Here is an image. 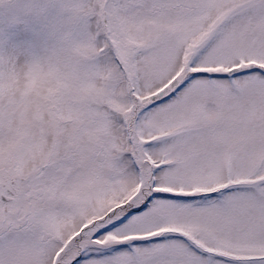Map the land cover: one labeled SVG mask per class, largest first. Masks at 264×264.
Wrapping results in <instances>:
<instances>
[{"label":"snow or ice","instance_id":"snow-or-ice-1","mask_svg":"<svg viewBox=\"0 0 264 264\" xmlns=\"http://www.w3.org/2000/svg\"><path fill=\"white\" fill-rule=\"evenodd\" d=\"M0 264H264V0H0Z\"/></svg>","mask_w":264,"mask_h":264}]
</instances>
